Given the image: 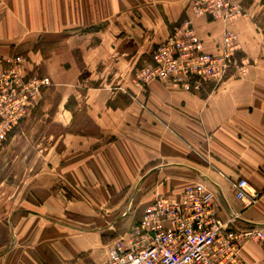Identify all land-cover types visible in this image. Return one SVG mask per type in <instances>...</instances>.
Returning <instances> with one entry per match:
<instances>
[{
	"label": "crops",
	"instance_id": "obj_1",
	"mask_svg": "<svg viewBox=\"0 0 264 264\" xmlns=\"http://www.w3.org/2000/svg\"><path fill=\"white\" fill-rule=\"evenodd\" d=\"M244 1V15L224 23L196 17L188 0H0V56L25 55L30 75L51 80L37 106L58 96L64 129L25 184L38 199L0 186V264H104L158 195L198 183L223 222L264 229V0ZM186 18L207 53L234 36L224 80L193 92L137 85L134 72ZM239 180L253 204L236 197ZM230 264H264V238Z\"/></svg>",
	"mask_w": 264,
	"mask_h": 264
},
{
	"label": "built area",
	"instance_id": "obj_2",
	"mask_svg": "<svg viewBox=\"0 0 264 264\" xmlns=\"http://www.w3.org/2000/svg\"><path fill=\"white\" fill-rule=\"evenodd\" d=\"M193 15L224 23L244 15L235 0H188ZM237 45L230 33L224 34L216 54L204 51L189 18L183 20L158 45L151 64L134 72V81L145 87L153 82L170 84L186 92L203 85L221 83L233 61ZM245 69L243 64L239 70ZM50 79L30 75L20 55L0 56V145L12 130L35 109ZM236 197L253 204L257 194L245 180L235 185ZM214 193L203 183L188 186L177 197L157 196L144 209L138 222L109 252L104 264H230L249 240L262 241L264 229H235L217 214ZM132 202H129L131 206Z\"/></svg>",
	"mask_w": 264,
	"mask_h": 264
},
{
	"label": "rangeland",
	"instance_id": "obj_3",
	"mask_svg": "<svg viewBox=\"0 0 264 264\" xmlns=\"http://www.w3.org/2000/svg\"><path fill=\"white\" fill-rule=\"evenodd\" d=\"M235 2L245 12L247 2L244 0H235ZM260 22L264 24V16ZM22 57L26 68L27 66L30 68L28 60L25 59L28 57L25 55ZM31 57L33 58L32 55ZM132 80H134V76ZM57 97L52 93L45 95L43 100L39 101V103L42 101L40 105L16 129L12 130L6 141L0 145V186L12 185L13 189L4 191V193L14 195L15 199H25V197L31 200L38 199L37 194L27 193L25 184L28 181L31 182L32 175L36 174V171L46 162V155L53 146L55 137L64 131L58 121L59 116L57 118L54 116ZM140 194L143 195V191L138 193V195ZM131 202L130 207L127 208L126 205L125 211L128 212L127 217L130 215L131 222L134 224L138 218L140 207L135 206L139 204L137 199L132 198Z\"/></svg>",
	"mask_w": 264,
	"mask_h": 264
}]
</instances>
